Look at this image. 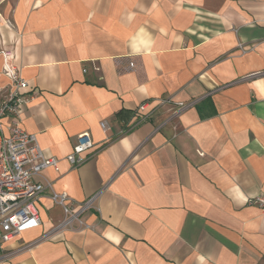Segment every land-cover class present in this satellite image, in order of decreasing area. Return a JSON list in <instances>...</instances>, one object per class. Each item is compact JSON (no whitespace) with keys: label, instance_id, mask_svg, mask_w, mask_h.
<instances>
[{"label":"crops","instance_id":"crops-1","mask_svg":"<svg viewBox=\"0 0 264 264\" xmlns=\"http://www.w3.org/2000/svg\"><path fill=\"white\" fill-rule=\"evenodd\" d=\"M4 51L22 128L60 160L41 181L75 212L101 194L91 229L59 228L48 188L0 264H264V0H0V105Z\"/></svg>","mask_w":264,"mask_h":264},{"label":"built area","instance_id":"built-area-1","mask_svg":"<svg viewBox=\"0 0 264 264\" xmlns=\"http://www.w3.org/2000/svg\"><path fill=\"white\" fill-rule=\"evenodd\" d=\"M5 74L13 82V90L0 105V261L3 245L12 242L22 234L38 229L42 225L36 203L42 198L48 188L51 189V199L63 207L65 220L59 228H70L75 221L86 229L80 216L93 208L99 195L82 205L80 211H74V205L67 193H55L52 185L44 184L43 173L56 168L60 160L48 156L39 145L37 136L22 128V107L32 100V96L23 93L29 87L13 65L10 52H2ZM170 101L163 103H169ZM196 102L178 103L175 115H179L195 106ZM143 105L140 110H144ZM4 119L9 120L8 133ZM104 131L110 130L107 121L101 123ZM94 148L93 139L88 134L80 135L74 145L73 153L67 161L74 167H80L88 160V153ZM88 155V156H87ZM264 213V197L260 196L253 202Z\"/></svg>","mask_w":264,"mask_h":264}]
</instances>
